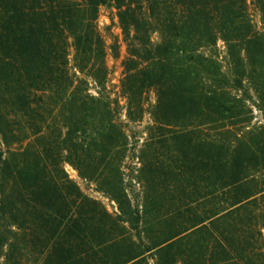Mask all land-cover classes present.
<instances>
[{"label":"trees","instance_id":"16d2710c","mask_svg":"<svg viewBox=\"0 0 264 264\" xmlns=\"http://www.w3.org/2000/svg\"><path fill=\"white\" fill-rule=\"evenodd\" d=\"M106 1L0 0L3 264L35 246L40 264H264V125L249 127L243 94L264 109V0H114L128 45L115 92ZM150 90L133 194L122 163Z\"/></svg>","mask_w":264,"mask_h":264},{"label":"rangeland","instance_id":"374dc122","mask_svg":"<svg viewBox=\"0 0 264 264\" xmlns=\"http://www.w3.org/2000/svg\"><path fill=\"white\" fill-rule=\"evenodd\" d=\"M253 14L254 24L255 27L259 30L263 29L262 23L260 22V14L256 10H251ZM98 26L101 30L102 34L104 35V39L106 41V44L109 45L111 42L112 36L116 37L118 40V51L113 52L110 48H107V56H106V63L109 67V77H110V83L108 84V88H111L113 92L119 90L120 86V80L123 76V65L122 60L127 55V42L123 38V34L120 28V23L117 16V9L115 7V1L114 0H107L105 3L101 4L99 7V14H98ZM152 42L153 44H156L159 42V34L157 32H153L151 34ZM205 52H208V50H204ZM215 54L219 56L221 63L223 65L224 70L225 67V59L226 57V47L223 42V40L218 39L217 41V47L215 48ZM226 71V70H225ZM246 88L243 90L244 97H248L247 104L252 109V114L250 115V128H255L260 125H264V109H259L255 107L253 104H258V99L252 89H250L248 83L246 82ZM155 103V94L152 90L148 91L144 96V105H145V112L142 117V119L138 122H132L131 126L133 129L136 130L135 132V138L130 139V142L134 140H138V144L136 143L135 149H130V146H128V150L126 151L125 158L122 163V170L124 171V177H125V186H127L128 192L133 193L136 191H140L139 185L133 183H129L128 175L131 174L133 169L138 165L136 154L138 146H140L141 142L144 140L146 134L144 133V129L146 124L151 122L149 110L152 104ZM0 150H3L5 152L6 146L2 141V137L0 134ZM64 167L66 171L68 172L69 176L75 180L84 193H86L88 196L95 198L99 200L110 212L115 211V203L111 199L110 196H108L106 193L102 192L95 182H92L90 180L84 179L79 176L76 169L70 165L69 163H64ZM133 184V185H132ZM136 190V191H135ZM264 232V230H263ZM39 250V247H34L33 251H28L26 253V256L22 257L20 260L22 264H40L43 260V257L37 253ZM5 248L0 249V264H3L4 261V255ZM151 263L152 261L149 260Z\"/></svg>","mask_w":264,"mask_h":264}]
</instances>
